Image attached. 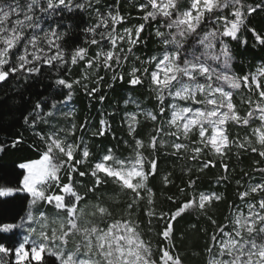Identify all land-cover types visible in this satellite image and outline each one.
Wrapping results in <instances>:
<instances>
[{
    "label": "snow or ice",
    "instance_id": "obj_1",
    "mask_svg": "<svg viewBox=\"0 0 264 264\" xmlns=\"http://www.w3.org/2000/svg\"><path fill=\"white\" fill-rule=\"evenodd\" d=\"M100 3L24 0L21 4V0H10L0 4V84L17 73L27 82L40 76L45 65L55 70L82 63L85 70L78 80L57 77L54 84L68 90L64 96L50 105L38 101L23 118L43 149L33 145L39 158L18 165L23 172L16 186H0V198L22 193L27 205L17 220L0 222V237L10 240L6 244L0 239V264H184L175 244L174 225L189 211L205 216L215 226L208 234L206 264H264V179L243 186L238 193L240 205L229 206L224 223L208 215L221 196L196 193V180L191 176L188 188L193 195L175 210L158 211L149 186L150 178L158 174L162 152L197 162L200 172L216 167L215 161L204 159L209 154L216 156L225 173L221 181L228 179L230 166L224 160L233 148L264 159V65L246 74L235 73L230 47L232 41L240 42L243 32H251L255 42L264 46V30H257L250 19L264 12V0H145L138 7L143 22L122 32L117 25L126 23L127 17L120 13L118 0L107 11L96 7ZM75 10L96 15L95 22L83 29L85 44L98 46L95 55L90 56L89 48L83 46L66 55L61 42L68 28L60 31L59 22L47 23ZM152 22H157L155 36L162 50L141 59L134 50L144 43L142 33ZM132 56L141 67L128 71L127 83L140 86L147 77L156 106L145 111L139 100L129 96L124 104L134 107L126 111L124 123L132 137V154L119 157L113 148H107L89 163L93 154L83 135L79 143L68 141L75 135L76 125L58 126L56 117L70 115L61 105L72 101L74 85L95 98L104 81L98 74L101 68L112 73V82L123 83L125 74L119 69ZM241 91L247 93L241 100L247 105L243 113L235 102ZM104 99V95L99 97L101 103ZM141 117L152 122L153 134L147 141L138 138ZM256 121L259 123L253 127ZM41 124L47 128L39 127ZM100 125L93 136L107 134L110 125L103 119ZM230 125L251 132L232 136ZM86 129V122L80 125L81 133ZM22 143L20 136L10 145L0 143V153ZM254 163L253 171L264 175L261 161ZM86 176L92 177L90 185L79 179ZM163 180L165 185L172 182L168 175ZM109 183L127 194L123 215L118 218L105 201L104 189ZM168 199L175 202L173 196ZM140 211L147 218L148 232L154 222L161 225L155 251L152 241L145 239Z\"/></svg>",
    "mask_w": 264,
    "mask_h": 264
},
{
    "label": "trees",
    "instance_id": "obj_2",
    "mask_svg": "<svg viewBox=\"0 0 264 264\" xmlns=\"http://www.w3.org/2000/svg\"><path fill=\"white\" fill-rule=\"evenodd\" d=\"M8 2L10 0H0V4ZM144 2L145 0H118L117 5V0H101V3L96 7L107 11L113 5H117L120 13L127 17L126 23L117 25V30L122 32L125 27L143 22V13L138 12V7ZM251 2L257 3L258 0H251ZM23 3L24 0H21V4ZM250 19L252 26L257 30H264V12L254 14ZM95 20L96 15L94 12L75 10L73 12L65 11L63 15L56 16L47 23L59 22L61 24L60 31L68 28V35L61 42L66 49V55L70 54L74 47L83 46L89 48V55L92 56L95 55L98 46L85 44L86 34L83 29L92 25ZM156 27L157 22H152L142 33L144 43L134 50L135 56L147 59L152 55L160 54L162 46L155 36ZM244 40H247V44L243 43ZM230 47L234 53L232 70L235 73L246 74L264 65V46L255 42L251 32H243L240 42L232 41ZM135 56L130 57L129 62L123 69H119L125 74L123 83L112 82V73L105 72L101 68L98 74L104 76V81L95 98H90L80 86L74 85L72 101L66 106L61 105L63 111L69 110L70 115L62 119L56 118L58 124L62 127L76 125V133L74 136H69L68 141L79 143L80 137L83 135L90 152L93 154L89 163L102 156L107 148H113L115 154L119 157H129L132 154L129 146L132 143V137L128 135L127 125L124 123L126 111H131L134 107L132 105L126 107L124 104L129 96L139 100L145 111L151 112L156 106L157 102L147 77H145L144 84L140 86L133 87L127 83L128 71L132 67H141L140 62L135 60ZM149 70L151 71L150 66ZM84 71L82 63L55 70L45 65L40 76L31 78L27 82L17 73L0 84V143L10 145V141L17 136L23 139V143L16 148L7 146L6 151L0 153V186H16L22 178L21 174L23 172L18 165L39 158V152L36 151L33 145H38L41 150L43 149V145L34 135L33 129L24 123V116L32 111L38 101L50 105L54 99L59 100L64 96L68 90L54 84L57 77L78 80L82 78ZM88 71L91 72V70ZM92 79H95V77L92 76ZM109 84H113V86L109 87ZM101 95L105 97L103 103L99 100ZM246 95V91H241L235 96V102L241 113L247 108V105L241 103L242 98H246ZM102 119L110 125L106 130L107 134L102 137L93 136L92 133L101 127L100 121ZM140 119L141 124L137 129L138 138L147 141L153 134L152 122L144 120L143 117ZM85 122L87 123V129L81 133L79 130L80 125ZM258 123L259 121H256L253 127ZM39 127L47 128L43 124ZM229 129L232 136L238 134L240 137H244L251 132V129L233 125H230ZM126 141L127 143H125ZM171 151L169 148L168 152ZM148 155L149 152L145 151V156ZM204 159H212L215 161L216 167H208L200 172L197 170V162L187 158L177 159V157L163 152L160 154L158 174L150 178L149 181V186L155 193L154 202L158 211L175 210L182 201L193 195V191L188 188V180L191 176L192 179L196 180V193L216 192L221 196V199L208 209V215L215 218L218 223H224L230 212L229 206L240 205L241 201L238 193L243 190V186L264 179V175L253 171L256 167L254 162L257 160H260L261 166H264V159L257 154L242 152L233 148L224 160L230 166V170L226 174L228 179L225 181L220 180V177L225 175L224 170L220 167V159L211 154L204 157ZM82 167L87 168L88 165ZM189 168H191V172H189ZM165 175H168L172 181L167 185L163 180ZM79 179L84 180L89 185L92 183L91 176ZM238 181L239 185L237 184ZM181 188H184L185 192H181ZM104 195L106 203L113 209L114 216L118 218L123 215V202L127 200V194L109 183L105 186ZM169 196H173L175 202L170 201ZM26 206V196L22 193L12 197L0 198V222L17 220L22 214V209ZM138 218L144 222L141 226L145 230V239L152 241L153 250L155 251L159 243L156 232L161 225L154 222L153 230L148 232L147 218L142 211L139 212ZM86 219H91V217H86ZM214 227L205 216L191 211L178 218L174 225L175 244L184 264H206L205 248L209 241L208 234L214 230ZM0 239H3L6 244L10 243L7 236H2Z\"/></svg>",
    "mask_w": 264,
    "mask_h": 264
},
{
    "label": "rangeland",
    "instance_id": "obj_3",
    "mask_svg": "<svg viewBox=\"0 0 264 264\" xmlns=\"http://www.w3.org/2000/svg\"><path fill=\"white\" fill-rule=\"evenodd\" d=\"M65 111H66V110H65ZM65 111H64V112H65ZM66 113H70L69 110L66 111ZM64 117H65V115H62V114H61V115H58L56 118H60V119H62V118H64ZM66 117H69V116H66ZM57 121H58V120H57ZM58 126H60V125L58 124Z\"/></svg>",
    "mask_w": 264,
    "mask_h": 264
}]
</instances>
